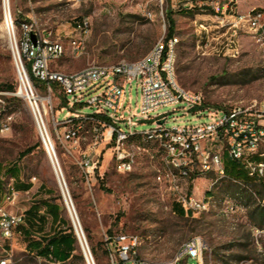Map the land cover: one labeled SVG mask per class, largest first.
<instances>
[{
    "label": "rangeland",
    "instance_id": "374dc122",
    "mask_svg": "<svg viewBox=\"0 0 264 264\" xmlns=\"http://www.w3.org/2000/svg\"><path fill=\"white\" fill-rule=\"evenodd\" d=\"M264 8V0H9L8 12L13 23L19 27L29 22L40 28H50L64 35L70 34L74 20L88 16L91 30L84 50L75 54L70 48L52 63L53 69L64 73L78 71L89 64H115L121 60L128 62L144 58L154 45L166 37L168 23L166 11L172 10L175 24L174 36L178 38L175 47V69L177 82L184 88L201 92L203 108L230 109L233 107L251 108L254 111L264 105V45L257 43L249 34L241 33L240 52L232 57L220 50V40H212V33L219 32L216 25L221 19L230 25V15L239 16L253 9ZM197 21V22H196ZM203 21L210 26L209 46L202 40L196 47L197 24ZM4 25V2L0 0V85L12 84L14 91L0 95L8 114L12 115L11 130L0 135V165L3 168L18 166L25 181L31 180L33 188L21 193L11 204L7 199L9 184L13 180L2 174L3 190L0 195V208L8 212L22 213L26 217L28 208L35 201L56 198L62 205L63 216L73 226L70 212L62 191L42 146L40 135L27 100L17 95L21 81L6 36ZM224 38V37H223ZM68 46V41L66 40ZM23 63L26 65L24 58ZM29 75V74H28ZM30 83L47 102L48 129L56 144L61 170L71 197L77 218L83 229L87 245H97L99 260L92 254L94 264H111L107 257L105 235L134 234L142 241L138 248L141 258L154 263H170L180 246L198 236L204 242L201 260L189 258L179 264H264V254L258 251L251 231V225L264 228L258 215L252 212L262 208L252 191L264 198V185L254 183L238 160H232L241 175L228 178L250 183V190L231 180H225L211 187L216 196H228L240 201L247 211L226 217L217 210L196 215L178 216L173 211L174 197L165 184L155 179V167L162 165L158 153L141 154L130 173H118L114 169L109 146L103 149L101 162L95 179L88 184L76 160L79 151L86 149L88 140H82L80 150L69 154V143H61L54 118L62 120L74 111L69 100L64 102V94L58 87L52 92L45 84L30 77ZM24 92V88H22ZM140 92L138 86L131 85L125 100L126 111L141 118L139 111ZM152 115H165L168 125L196 123L204 121V116L192 115L177 106L162 107ZM152 120H142L137 129L151 126ZM91 124L85 122L81 134L90 138ZM147 147L152 149L150 144ZM30 150V151H27ZM25 154V155H24ZM211 174H201L197 170L188 181L190 189L203 196L210 188ZM44 185L46 190L37 192ZM51 191L53 194L47 196ZM252 190V191H251ZM74 229V227H73ZM26 241L18 228L12 239L0 236V259L12 254L14 264L23 263ZM82 251V248L77 243ZM42 263V260H38ZM87 264V262H86ZM128 264V263H126Z\"/></svg>",
    "mask_w": 264,
    "mask_h": 264
},
{
    "label": "built area",
    "instance_id": "2783aa9c",
    "mask_svg": "<svg viewBox=\"0 0 264 264\" xmlns=\"http://www.w3.org/2000/svg\"><path fill=\"white\" fill-rule=\"evenodd\" d=\"M71 1L78 3L82 0ZM230 16L233 18L230 25L221 19L220 24L215 26L219 29L218 32L227 26L225 31L217 36L212 33V40L223 39L220 42L222 52L236 57L240 52L241 33L249 34L257 43L264 45V9L255 8L244 15ZM4 21L8 26L5 8ZM9 21L12 28L9 43L13 58L19 76L22 78L23 73L28 82V88L24 87V94L21 93L20 86L17 95L27 100L50 164L58 181L61 178L65 185L69 201L64 191H61L79 244L82 242L80 235L83 236L85 246L87 241L66 187L55 141L48 129L46 104L49 100L32 88L29 75L43 82L49 94L54 88L53 84L57 83L60 91L69 100L70 108H75L62 120L55 117L54 123L62 129L58 133L61 143H69L66 147L69 154L80 150L82 140H88L86 149L79 151L76 160L88 184L95 179L106 146H109L114 169L118 173L133 171L141 154H150L153 157V153H158L162 157V165L155 167V179L167 186L185 216L217 210L223 216L233 217L247 211V207L240 201L228 196L214 195L211 187L231 180L241 187L251 189L250 183L228 178L225 155L238 160L247 175L255 180L254 183L264 182V105L254 111L250 110L252 107H233L226 110L203 108L202 93L186 89L177 82L176 36L168 40L162 38L147 56L136 61L121 60L115 64L93 63L78 71L64 73L53 69L52 63L61 58L68 48L75 54L84 50L91 30L88 16L74 20L70 26L72 32L68 35L50 28H40L29 22H22L16 27L10 11ZM210 29L211 27L203 21L197 24V48L205 37L207 40L203 46H209ZM32 34L36 36L35 44L32 42ZM134 83L140 92L141 118L133 115L130 108L128 111L125 108L128 86L130 90ZM5 93L0 92V95ZM2 103L4 101L0 97V135L11 130L12 122V115L7 113L6 106ZM168 106H177L187 113L204 116L207 119L196 123L168 125L167 116L152 115L158 109ZM150 119L152 120L150 127L137 129L142 120ZM85 122L91 124V135L88 139L87 135L81 134ZM146 144L153 148L150 149ZM195 170L213 176L210 188L202 197L196 195L194 187L190 189L188 183ZM9 187L7 199L12 204L19 194L13 189L12 183ZM252 194L259 204L264 205V198H259L254 191ZM23 222L24 214L0 208V236L3 238L12 239ZM250 227L256 248L264 254V228L255 225ZM104 242L111 264H159L139 256L138 248L142 241L138 235L106 234ZM87 249L92 255L88 245ZM203 249L202 238L195 236L180 246L170 263L164 264H179L189 258L200 261ZM6 254L7 256L0 259V264H14L12 254L8 251ZM248 263L240 261L238 264Z\"/></svg>",
    "mask_w": 264,
    "mask_h": 264
},
{
    "label": "trees",
    "instance_id": "16d2710c",
    "mask_svg": "<svg viewBox=\"0 0 264 264\" xmlns=\"http://www.w3.org/2000/svg\"><path fill=\"white\" fill-rule=\"evenodd\" d=\"M172 13V10L168 9L166 11L168 30L165 40L173 37L175 33ZM32 79L37 85V80L33 77ZM53 85L54 88L58 87L57 83ZM0 90L14 91V85L2 84L0 85ZM66 100L67 98L64 96V102ZM231 159L228 155H225L226 172L230 175H241L239 174L240 170L236 169L232 164V160L234 159ZM3 173H6L13 179L12 187L15 191H25L31 188L30 183L21 181V172L16 165L8 168H3L0 165V195L3 190ZM261 184L264 185V182H261ZM49 194H53V192L50 191ZM173 211L178 216H185L182 208L176 203H173ZM26 215L27 217L24 215V222L19 226V229L26 241L25 253L28 258L20 264H86L83 252L77 246L78 240L73 226L63 216V209L56 198L50 196L47 199L35 201L28 208ZM256 215L261 219V224L264 223V205H262V208L252 212V216ZM48 221L51 226L50 232L45 231V224ZM108 231L110 233L109 235H113L110 230ZM91 251L94 258L99 260L97 245L91 244ZM37 259L42 260V263H38Z\"/></svg>",
    "mask_w": 264,
    "mask_h": 264
},
{
    "label": "bare ground",
    "instance_id": "6f19581e",
    "mask_svg": "<svg viewBox=\"0 0 264 264\" xmlns=\"http://www.w3.org/2000/svg\"><path fill=\"white\" fill-rule=\"evenodd\" d=\"M3 2H4V8H5L6 16H7V20H8V26H7V24H6L5 21H4L3 28H4V30H5L6 36H7L8 41H9V33H10V34L12 33V28H11L10 21H9V12H8L9 0H3ZM9 44H10V43H9ZM16 58H17V56H16ZM20 81H21V85H22V86H21V93L24 94L25 90H24V92H22V88H24V87L28 88V82H27L26 77L23 75V73H22V78L20 77ZM43 98H45L46 100H49L48 97H43ZM57 172H58V174H59V170H57ZM58 177H59V176H58ZM59 179H60V181H58V182H59L60 188H61V190L64 191V194L66 195V198H67V200L69 201V198H68V195H67V191H66L65 185H64L62 179H61V178H59ZM71 212H72V214H73V216H74V212H73L72 207H71ZM74 217H75V216H74ZM80 236H81L82 242H83L84 245H85V242H84L83 236H82V235H80Z\"/></svg>",
    "mask_w": 264,
    "mask_h": 264
},
{
    "label": "crops",
    "instance_id": "0c3cea01",
    "mask_svg": "<svg viewBox=\"0 0 264 264\" xmlns=\"http://www.w3.org/2000/svg\"><path fill=\"white\" fill-rule=\"evenodd\" d=\"M237 1H239V0H237ZM246 1H248V0H246ZM263 9V8H262ZM18 167V166H17ZM19 168V167H18ZM20 169V168H19ZM21 172V171H20ZM20 179H21V181H23V182H25V183H30L31 184V188L30 189H28V190H25V191H18V194L20 195L21 193H28L32 188H33V183L31 182V180H29V181H25L24 179H23V177H22V174H21V177H20ZM13 180V179H12ZM42 190H46V188H45V186L44 185H41L40 187H39V190H37V192L38 193H40ZM194 191H195V189H194ZM46 192H50V191H46ZM195 194H196V191H195ZM197 195V194H196ZM47 196H50V194H47ZM199 196V195H198ZM58 202V201H57ZM59 203V202H58ZM33 204H34V202H33ZM60 204V203H59ZM61 205V204H60ZM61 207H62V205H61ZM32 221L34 222V220L32 219ZM50 230H51V226H50V222L48 221L46 224H45V231L46 232H50ZM25 248H26V245H25Z\"/></svg>",
    "mask_w": 264,
    "mask_h": 264
},
{
    "label": "water",
    "instance_id": "95a60500",
    "mask_svg": "<svg viewBox=\"0 0 264 264\" xmlns=\"http://www.w3.org/2000/svg\"><path fill=\"white\" fill-rule=\"evenodd\" d=\"M32 42L35 44L36 43V36L34 34H32ZM80 246L82 248V252L83 255L85 257V260L87 262V264H93V260H92V255H90L88 249H87V244L86 246L84 245V243L80 242Z\"/></svg>",
    "mask_w": 264,
    "mask_h": 264
}]
</instances>
